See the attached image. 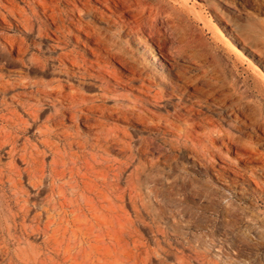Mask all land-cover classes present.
<instances>
[{
    "label": "rangeland",
    "instance_id": "rangeland-1",
    "mask_svg": "<svg viewBox=\"0 0 264 264\" xmlns=\"http://www.w3.org/2000/svg\"><path fill=\"white\" fill-rule=\"evenodd\" d=\"M113 1L117 3L111 1L110 10L92 3L97 10L81 15L83 21L108 24L111 39L146 73H154L149 78L152 91L164 94L142 107L133 102L128 89L103 102L125 112L124 118L113 115L106 121L124 145L113 144L104 155L111 178L119 175L124 191L122 199L110 198V215H118L124 225L114 256L123 264H264V109L260 112L253 105L243 109L247 99H264V0ZM10 2L0 0V6L11 7ZM14 3L29 13L24 1ZM0 13L9 24L0 25V33L23 37L10 16L1 8ZM42 55L54 54L43 49ZM47 70L25 73L29 79L47 81L51 69ZM20 71V65L0 49V73L12 77ZM204 76L214 78L212 96L205 94ZM79 80L71 83L78 87ZM86 83L83 89L79 86L83 92L100 94L97 82ZM132 85L138 87L139 82ZM196 88L205 95L195 97ZM184 105L191 107L193 122L173 120L174 110ZM44 107L45 114L51 111ZM167 116L181 129L194 122L207 129L196 128L190 135L171 132ZM79 129L88 132L82 123ZM25 136L33 142L36 138L32 132ZM246 174L259 183L258 188ZM29 193L37 203L46 195ZM44 221L41 217L40 223ZM17 236L18 246L12 241L4 245L5 234H0V264H74L75 257L82 264L78 246L67 247L68 236L63 240L61 233L37 230Z\"/></svg>",
    "mask_w": 264,
    "mask_h": 264
},
{
    "label": "bare ground",
    "instance_id": "bare-ground-1",
    "mask_svg": "<svg viewBox=\"0 0 264 264\" xmlns=\"http://www.w3.org/2000/svg\"><path fill=\"white\" fill-rule=\"evenodd\" d=\"M22 1L27 4L29 13L19 8L14 0L10 2L11 7L0 6L24 35L15 37L3 31L0 33L2 53L22 69L12 77L0 73V234H5L0 240L4 245L12 241L18 246L20 237L17 235H27L34 230L50 231L53 235L61 233L63 240L68 236L67 247L78 246L82 264H123L114 254L119 250L124 225L119 216L112 217L109 210L110 198L122 199L124 191L119 175L116 179L111 178L110 161L104 155L113 144L122 145L106 121L113 115L124 118L125 112L106 107L103 102L118 90L128 89L133 102L142 107L148 99L157 101L164 94L160 90L152 91L149 78L154 73H146L137 60L111 39L108 24L101 27L83 21L84 14L97 10L92 3L110 10V2L114 6L117 2ZM77 2L82 9L76 7ZM62 3L72 9L61 8ZM76 11L78 19L75 20ZM103 17L101 13V20L106 23ZM0 25H9L1 13ZM43 41L49 44L42 47ZM43 49L54 55L43 56ZM48 68L51 78L47 81L29 79L25 73L33 70L44 74ZM59 77H63V81ZM76 78L81 80L78 87L71 83ZM89 79L98 83L99 95L91 96L82 91L89 85L86 83ZM203 79L208 91L205 94L212 96L214 78L204 76ZM133 82H139V86L134 87ZM205 94L196 88L193 95L199 98ZM244 96L248 98V94ZM261 100L264 101L262 98L247 99L243 109L251 110L253 105L261 112L264 109ZM45 105L51 110L47 114ZM191 111L190 106L184 105L174 110L172 118L193 122ZM80 123L88 134L79 129ZM165 123L171 132L178 130L185 135L194 133L196 128L207 129L197 122L181 129L169 120V116ZM27 132L36 136L34 142L25 136ZM198 146L204 148L201 143ZM118 163L121 166L122 162ZM245 176L259 187L250 174ZM31 191L37 196L46 191L42 203L30 200ZM31 208L34 209L32 214ZM41 217L45 218L43 223H40ZM76 259L73 258L74 264H79Z\"/></svg>",
    "mask_w": 264,
    "mask_h": 264
}]
</instances>
